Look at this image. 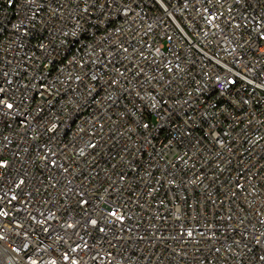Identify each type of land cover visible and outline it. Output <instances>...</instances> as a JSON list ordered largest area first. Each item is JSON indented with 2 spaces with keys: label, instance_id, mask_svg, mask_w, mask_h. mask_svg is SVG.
Returning a JSON list of instances; mask_svg holds the SVG:
<instances>
[{
  "label": "built area",
  "instance_id": "obj_1",
  "mask_svg": "<svg viewBox=\"0 0 264 264\" xmlns=\"http://www.w3.org/2000/svg\"><path fill=\"white\" fill-rule=\"evenodd\" d=\"M0 89V264H264V0H0Z\"/></svg>",
  "mask_w": 264,
  "mask_h": 264
},
{
  "label": "snow or ice",
  "instance_id": "obj_2",
  "mask_svg": "<svg viewBox=\"0 0 264 264\" xmlns=\"http://www.w3.org/2000/svg\"><path fill=\"white\" fill-rule=\"evenodd\" d=\"M27 2L29 4H35L36 0H27ZM37 7H39V5H37ZM23 23H24V21H21V24H23ZM14 27H18V25H14ZM0 92H3V89H0ZM0 105H3V108H5V109H12L13 108V104L9 103L7 100L2 99V98H0ZM0 166H3V165L0 164ZM113 215H115V213H113ZM91 223L95 224L96 221L93 220V221H91ZM262 259H264V257H262Z\"/></svg>",
  "mask_w": 264,
  "mask_h": 264
}]
</instances>
